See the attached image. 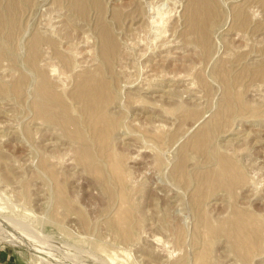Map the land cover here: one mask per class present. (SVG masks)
I'll use <instances>...</instances> for the list:
<instances>
[{"label":"rangeland","instance_id":"rangeland-1","mask_svg":"<svg viewBox=\"0 0 264 264\" xmlns=\"http://www.w3.org/2000/svg\"><path fill=\"white\" fill-rule=\"evenodd\" d=\"M34 1H17L14 45L16 24L0 37V264H264V13L243 22L240 0H218L200 39L190 0L143 13L138 0ZM43 16L58 39L33 63ZM148 19L163 31L147 35ZM88 73L111 92L100 125L79 96ZM161 74L169 92L143 93Z\"/></svg>","mask_w":264,"mask_h":264},{"label":"bare ground","instance_id":"bare-ground-1","mask_svg":"<svg viewBox=\"0 0 264 264\" xmlns=\"http://www.w3.org/2000/svg\"><path fill=\"white\" fill-rule=\"evenodd\" d=\"M17 1L18 0H0V37L3 35V32L6 30V28H8L10 25H15L14 28L11 30V32H8L9 34H7V40L9 41L10 44L14 45L16 37L18 35L19 28L17 27V18L14 22V18H13V14L16 13V10L18 9L17 7ZM148 0H138V1H134L132 3V5L134 4V9L135 12H140L143 13L144 11V7H143V3H146ZM158 1V0H157ZM189 1V0H188ZM239 0H237L238 2ZM28 4L30 5V7L32 5H35V1L34 0H27ZM240 2H242L239 6V10L236 12L235 15V19L236 20H242L243 22H246L249 14L251 13L254 17H258L260 18V14L263 15L264 13V0H240ZM5 3V4H3ZM152 3V2H151ZM154 3V2H153ZM148 4V2H147ZM236 4V3H235ZM153 7V6H152ZM47 9V8H46ZM45 9V10H46ZM253 9V10H251ZM151 10V9H150ZM160 10V9H159ZM44 11V10H43ZM147 11V10H146ZM155 10H153L154 12ZM158 11V10H157ZM252 11V12H251ZM46 12V11H45ZM43 12V13H45ZM148 12V11H147ZM41 13V12H40ZM156 13V12H155ZM158 13V12H157ZM160 14V13H159ZM148 15V14H147ZM185 22L186 24H188V26L190 27V36L191 37H203L204 39H206L210 33V31L214 28L216 22L218 21L219 17H220V8H219V1L218 0H190L189 1V5L186 7V14H185ZM261 15V16H262ZM41 16V15H40ZM44 16H46V14H44ZM43 16V19L40 22V27L39 29V34L35 35L30 43V50H31V54H32V62L36 63L37 60L40 58L41 56V52H40V46L42 45L47 46L49 49H52L55 42L57 41V37H56V32L54 30V28H52V22H44L46 21V17ZM150 18V17H149ZM156 18V17H154ZM159 19L161 18L158 17ZM153 19V18H152ZM264 19V18H263ZM138 20V18L136 19ZM149 20V19H148ZM254 20V19H253ZM150 21V20H149ZM159 24H158V23ZM162 22L156 21V20H152L150 21V25L149 27L145 30L147 35H157L158 32L161 29V26H159ZM255 23V22H254ZM19 26V25H18ZM160 29H159V27ZM11 27V26H10ZM12 28V27H11ZM143 31V30H141ZM161 31H163L161 29ZM145 34V33H144ZM143 36V35H142ZM146 36V35H145ZM161 36V35H160ZM162 36L161 39H164ZM156 38V37H155ZM23 39V38H22ZM201 39V38H200ZM142 40V39H141ZM150 42V41H149ZM157 42V39H156ZM90 43V42H89ZM151 43V42H150ZM145 43L143 41H139V45H144ZM157 44V43H156ZM169 44V45H168ZM179 44V43H178ZM168 45L167 47H164ZM177 42L175 41V44H171V43H163V47H162V43H161V48L160 50H168L170 47L176 46ZM149 46V45H148ZM159 45H157L158 47ZM156 47V48H157ZM147 52V50H146ZM30 53V52H29ZM28 53V54H29ZM48 53V52H47ZM51 54V53H50ZM49 54V55H50ZM8 54L5 53V51L2 48V44L0 42V62L7 56ZM146 55V54H144ZM160 55V54H159ZM161 56V55H160ZM253 56V55H252ZM49 57H47L48 59ZM46 58L43 61L47 60ZM51 59V58H50ZM55 59V58H53ZM68 58H64V62L68 63L69 61L67 60ZM49 61V60H48ZM153 62H155L154 60H152ZM70 63V62H69ZM51 64V63H50ZM54 67V66H53ZM54 70V69H53ZM150 71L149 66L146 68V72ZM53 73H55V70L53 71ZM163 74V73H162ZM160 75V76H156L155 78L151 79L149 81V83H145L140 89H142L144 92L143 93H155V92H159L162 91L164 92V94L169 91L164 90L161 87H165L168 84H166V80L170 79L168 78L166 75ZM79 76V75H78ZM77 76V81L79 80V84L78 86L81 87V91L79 96L83 99V100H88L91 104H92V109L95 113V117L92 118V110L90 108H86L85 113L91 117V120L93 123H96L97 125L99 123H101L103 121V123H105V111L106 108L108 107V105L105 103L106 100L111 99V92H110V88L107 84H104L101 88H95L93 85V82L95 80V78L92 75H89L88 73V77H82L81 79H78ZM80 77V76H79ZM147 80V77H146ZM48 78H46L43 75V82L44 85L47 89V91H49L50 86H49V82H48ZM25 82V81H24ZM78 83V82H77ZM23 82H21V84L19 86H17L16 88V93H20L22 92V85ZM147 85V86H145ZM160 87V88H159ZM1 88V87H0ZM24 93V92H23ZM22 93V94H23ZM155 97H164V95L158 94L155 95ZM36 105V104H35ZM39 105V104H38ZM42 111H43V106L40 105ZM37 108V107H36ZM42 113V112H41ZM105 120V121H104ZM96 125V127H97ZM100 125V124H99ZM103 126V125H102ZM181 173V172H180ZM181 178V177H180ZM183 178V177H182ZM181 178V180H182ZM175 179V178H174ZM182 182V181H181ZM200 206V205H199ZM239 214L237 213L236 217L242 216L241 214L238 216ZM244 215V214H243ZM245 216V215H244ZM243 218H246V216ZM242 218V219H243ZM242 219L239 220V222H233L236 223L234 229L231 230V233H227L230 234L231 238L234 240V245L237 249V251L239 252L241 249H239L241 247V243L243 244V241L241 239H244L245 237H248L247 235H249L248 229L249 226L246 225L245 223L248 224V222L246 221H242ZM246 220L248 221V219L246 218ZM235 221V220H234ZM238 221V220H237ZM229 222V220H228ZM205 223V222H203ZM202 223V224H203ZM204 225V224H203ZM207 225V224H206ZM205 227V225H204ZM207 227V226H206ZM209 228V226H208ZM206 229L209 231V229ZM205 229V228H204ZM211 230V229H210ZM201 231L204 233L203 229L200 230V234ZM205 231L206 233L209 232ZM226 232V230H225ZM228 232V231H227ZM230 232V231H229ZM199 234V235H200ZM211 234V233H210ZM209 234V235H210ZM203 235V234H201ZM200 235V237H201ZM205 236V235H204ZM207 236V235H206ZM205 236V237H206ZM229 236V237H230ZM202 238V237H201ZM249 238V237H248ZM246 240V238H245ZM248 240V239H247ZM249 241V240H248ZM246 245V244H245ZM248 246V244L246 245ZM244 249L242 248V251ZM246 250V249H245ZM237 252V253H238ZM244 252V251H243ZM242 252V253H243ZM239 254V253H238ZM199 260V261H198ZM201 259H197V264H199L198 262L201 263L200 261ZM203 264V262L201 263Z\"/></svg>","mask_w":264,"mask_h":264}]
</instances>
